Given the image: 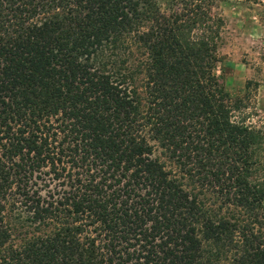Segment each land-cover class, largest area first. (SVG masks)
Returning a JSON list of instances; mask_svg holds the SVG:
<instances>
[{
	"label": "trees",
	"instance_id": "1",
	"mask_svg": "<svg viewBox=\"0 0 264 264\" xmlns=\"http://www.w3.org/2000/svg\"><path fill=\"white\" fill-rule=\"evenodd\" d=\"M221 27L211 0H0V264H264V131L232 120Z\"/></svg>",
	"mask_w": 264,
	"mask_h": 264
},
{
	"label": "rangeland",
	"instance_id": "2",
	"mask_svg": "<svg viewBox=\"0 0 264 264\" xmlns=\"http://www.w3.org/2000/svg\"><path fill=\"white\" fill-rule=\"evenodd\" d=\"M154 2L159 12H168L169 0ZM211 12L222 19L217 49L220 62L215 74L220 76L219 82L229 98L243 101L232 112V120L243 121L264 131V0H211ZM131 43L130 40L126 41V45ZM147 140L152 147L148 157L161 164L169 177L181 184L184 192L195 196L212 213L226 214V207L210 186L201 184L194 175L180 172L156 142ZM62 167L68 170V164ZM47 171V167L41 168L40 173H34L28 183L31 189L38 191L40 197H44L47 190H59V182L65 180H51L52 175L46 176L44 173Z\"/></svg>",
	"mask_w": 264,
	"mask_h": 264
}]
</instances>
